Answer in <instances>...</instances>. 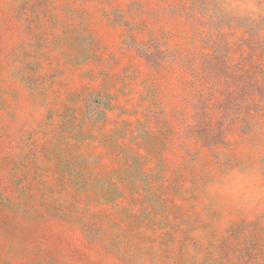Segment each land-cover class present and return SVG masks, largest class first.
Here are the masks:
<instances>
[{"label": "rangeland", "instance_id": "1", "mask_svg": "<svg viewBox=\"0 0 264 264\" xmlns=\"http://www.w3.org/2000/svg\"><path fill=\"white\" fill-rule=\"evenodd\" d=\"M0 264H264V0H0Z\"/></svg>", "mask_w": 264, "mask_h": 264}]
</instances>
